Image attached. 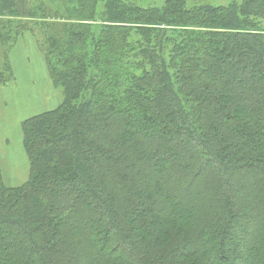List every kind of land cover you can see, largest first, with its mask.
Wrapping results in <instances>:
<instances>
[{"label": "trees", "instance_id": "obj_1", "mask_svg": "<svg viewBox=\"0 0 264 264\" xmlns=\"http://www.w3.org/2000/svg\"><path fill=\"white\" fill-rule=\"evenodd\" d=\"M51 1L0 0L63 90L0 172V264H264V0Z\"/></svg>", "mask_w": 264, "mask_h": 264}, {"label": "rangeland", "instance_id": "obj_2", "mask_svg": "<svg viewBox=\"0 0 264 264\" xmlns=\"http://www.w3.org/2000/svg\"><path fill=\"white\" fill-rule=\"evenodd\" d=\"M124 1L140 7H160L165 0ZM184 1L189 7L200 4L226 5L241 0ZM59 3L60 0L51 1L53 6ZM102 4V1L98 0L97 13L102 9ZM5 62L10 66L12 77L0 85V172L4 185L17 187L23 185L29 178V161L23 146L21 124L31 116L57 108L63 99V90L60 85L53 82L37 37L30 31L20 35L8 51L5 44H0V66ZM229 75L231 74L226 71L223 76ZM230 95L234 96L233 93ZM194 205L192 204V208L197 207ZM263 225L264 220L253 231L260 232Z\"/></svg>", "mask_w": 264, "mask_h": 264}]
</instances>
